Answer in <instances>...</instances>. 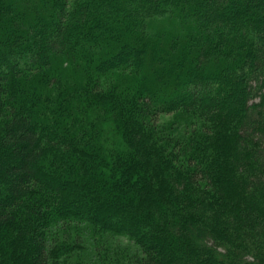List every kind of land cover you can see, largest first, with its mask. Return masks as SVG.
Here are the masks:
<instances>
[{
	"label": "trees",
	"instance_id": "trees-1",
	"mask_svg": "<svg viewBox=\"0 0 264 264\" xmlns=\"http://www.w3.org/2000/svg\"><path fill=\"white\" fill-rule=\"evenodd\" d=\"M0 264H264V0H0Z\"/></svg>",
	"mask_w": 264,
	"mask_h": 264
}]
</instances>
